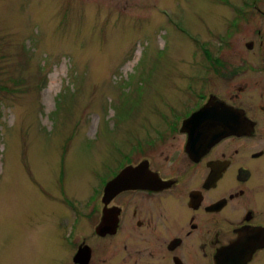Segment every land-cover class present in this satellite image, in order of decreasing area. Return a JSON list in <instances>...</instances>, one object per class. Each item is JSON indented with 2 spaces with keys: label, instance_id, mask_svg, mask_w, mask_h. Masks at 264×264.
<instances>
[{
  "label": "rangeland",
  "instance_id": "obj_1",
  "mask_svg": "<svg viewBox=\"0 0 264 264\" xmlns=\"http://www.w3.org/2000/svg\"><path fill=\"white\" fill-rule=\"evenodd\" d=\"M259 11L264 0H0V264L58 262L66 205L133 156L163 108L223 89L232 14Z\"/></svg>",
  "mask_w": 264,
  "mask_h": 264
},
{
  "label": "flooded vegetation",
  "instance_id": "obj_2",
  "mask_svg": "<svg viewBox=\"0 0 264 264\" xmlns=\"http://www.w3.org/2000/svg\"><path fill=\"white\" fill-rule=\"evenodd\" d=\"M261 12L232 14L233 72L222 76V90L163 108L136 137L135 154L83 202L66 205L55 264H264ZM237 74L244 78L238 85ZM209 101L225 115L190 120ZM230 123L235 133L209 145L205 130ZM127 167L135 169L133 187L105 196L106 184Z\"/></svg>",
  "mask_w": 264,
  "mask_h": 264
},
{
  "label": "water",
  "instance_id": "obj_3",
  "mask_svg": "<svg viewBox=\"0 0 264 264\" xmlns=\"http://www.w3.org/2000/svg\"><path fill=\"white\" fill-rule=\"evenodd\" d=\"M215 100V99H214ZM215 114H221L225 115V111L221 108V105L216 102V101H209L192 119H205L208 118L209 116H213ZM235 114H231V117H234ZM189 120V121H190ZM211 125H213V120L209 121ZM185 131H189L187 128L184 129ZM208 134L207 139H208V144L212 145L219 139H221L224 136L231 135L235 133L236 127L234 124L230 123L227 125H222L220 128L217 129H209L205 130ZM135 169L132 167H127L123 169L118 176H116L113 180L108 182L104 188V195H110L113 196L119 191L128 188V187H133L134 185V173Z\"/></svg>",
  "mask_w": 264,
  "mask_h": 264
}]
</instances>
